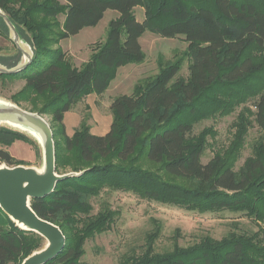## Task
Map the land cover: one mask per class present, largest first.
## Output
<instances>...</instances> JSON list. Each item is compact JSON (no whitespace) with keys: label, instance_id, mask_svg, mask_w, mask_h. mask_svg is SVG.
<instances>
[{"label":"trees","instance_id":"trees-1","mask_svg":"<svg viewBox=\"0 0 264 264\" xmlns=\"http://www.w3.org/2000/svg\"><path fill=\"white\" fill-rule=\"evenodd\" d=\"M137 7L144 11L142 23L134 16ZM0 10L33 51L22 71L0 78L24 80L23 91L48 98L43 109L62 136L56 142L52 131L55 172L69 168L79 174L30 201L37 217L57 226L65 238L62 251L46 264H82L85 242L109 230L116 216L108 206L91 215V201L105 190L201 214L230 211L256 222L264 219V0H0ZM106 11L119 16L81 67L53 49L97 26ZM146 31L166 39L183 37L188 46L173 61L158 58L156 75L140 80L131 95L112 100L105 135L92 136L82 124L67 136L64 115L77 99L104 94L119 68L144 61L139 39ZM1 35L9 37L2 17ZM20 57L17 51L7 68L17 66ZM184 60L188 77L177 78ZM244 101L251 102L254 122L263 132L252 155L235 173L250 126L240 114L226 151L202 164L209 131L195 136L193 125ZM19 140H25L20 133L0 128V164L18 165L2 147ZM160 232L155 223L143 252L125 255L118 264H264L262 229L219 240L205 236L182 248L175 240L171 249L158 253L154 245ZM41 243L40 236L19 229L0 209V264H21Z\"/></svg>","mask_w":264,"mask_h":264},{"label":"rangeland","instance_id":"rangeland-1","mask_svg":"<svg viewBox=\"0 0 264 264\" xmlns=\"http://www.w3.org/2000/svg\"><path fill=\"white\" fill-rule=\"evenodd\" d=\"M59 2L64 4V0ZM118 16L119 14L115 11H106L97 26L84 28L77 35L62 40L52 47L63 52L69 62L79 68L89 60L96 44L105 40L110 21ZM134 16L137 22L142 23L143 8H134ZM58 21L61 23L63 17L59 16ZM21 42L23 49L29 51L28 44L22 40ZM139 43L145 56L141 64H128L119 68L104 94H90L77 99L70 111L64 115V133L67 136H71L82 124L89 127L92 136L105 135L112 121L109 109L112 100L121 95H131L133 87L140 80L156 75L158 58L173 61L180 58L188 46L183 37L166 39L148 31L142 35ZM17 51L10 36L8 38L0 36L1 65L7 67L13 63L11 58L17 55ZM188 64L187 60L181 63L177 78L188 77ZM24 85L25 82L21 79L0 78V103L10 104L25 112L39 115L51 131H54V141L60 142L62 136L59 127L43 109L48 98L23 91ZM251 105L250 101L236 103L229 113L199 120L193 125L192 134L195 136L204 130L209 131L201 156L202 164L208 163L215 155H222L226 151L233 141L240 114L247 117L250 126L247 128L243 146L233 166L235 173L252 155V147L261 138L263 132L254 122L252 113L255 109ZM0 128L18 132L25 138L8 147H2L9 152L17 166L40 170L43 166V150L38 140L32 135V131L2 121H0ZM62 173H70V169H60L57 172V174ZM91 203L93 208L91 215H95L102 207L108 206L116 212V216L109 230L96 234L85 242L84 254L80 259L82 264H118L120 258L125 255L142 253L146 235L152 232L155 223L161 228L160 236L154 245L158 253L171 249L175 240L182 248L196 244L205 236L219 240L229 233L252 235L260 229L264 230V219L256 222L240 212L221 211L201 214L142 199L130 192L105 190ZM45 244V240L42 239L40 250Z\"/></svg>","mask_w":264,"mask_h":264},{"label":"water","instance_id":"water-1","mask_svg":"<svg viewBox=\"0 0 264 264\" xmlns=\"http://www.w3.org/2000/svg\"><path fill=\"white\" fill-rule=\"evenodd\" d=\"M0 17L9 29L10 40L21 53V60L13 68L0 64V74H16L22 71L32 60L33 51L23 49L22 42L13 25L0 10ZM10 116L0 121L13 126L35 131H42L46 140L41 146L43 150V166L40 170L25 168L24 166L0 168V209L21 230L32 232L45 240L43 249L33 252L21 264H46L54 259L63 249L65 238L60 229L37 217L30 207V201L40 199L51 194L58 181L68 177L78 176L76 173L58 175L55 172L54 142L52 131L39 115L25 112L13 105L0 103V116Z\"/></svg>","mask_w":264,"mask_h":264},{"label":"bare ground","instance_id":"bare-ground-1","mask_svg":"<svg viewBox=\"0 0 264 264\" xmlns=\"http://www.w3.org/2000/svg\"><path fill=\"white\" fill-rule=\"evenodd\" d=\"M0 118L3 119V120H7V118H12V117L2 115V116H0ZM32 135L35 136V138L38 140V142H39L40 145L42 146L43 143H44L45 140H46V135H45V133L42 132V131H39V130H38V131H35V133L32 132ZM2 167H3V166H0V168H2ZM25 168L30 169L29 167H25Z\"/></svg>","mask_w":264,"mask_h":264}]
</instances>
